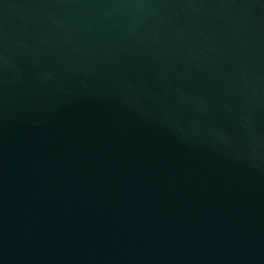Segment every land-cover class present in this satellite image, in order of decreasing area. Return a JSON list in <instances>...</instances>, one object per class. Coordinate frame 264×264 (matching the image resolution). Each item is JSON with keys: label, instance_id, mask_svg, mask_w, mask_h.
<instances>
[{"label": "water", "instance_id": "water-1", "mask_svg": "<svg viewBox=\"0 0 264 264\" xmlns=\"http://www.w3.org/2000/svg\"><path fill=\"white\" fill-rule=\"evenodd\" d=\"M0 264H264V0H0Z\"/></svg>", "mask_w": 264, "mask_h": 264}]
</instances>
